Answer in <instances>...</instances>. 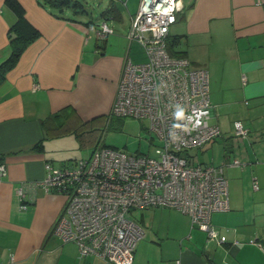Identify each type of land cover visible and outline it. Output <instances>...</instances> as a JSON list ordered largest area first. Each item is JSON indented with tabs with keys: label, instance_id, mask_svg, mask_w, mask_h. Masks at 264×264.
Listing matches in <instances>:
<instances>
[{
	"label": "crops",
	"instance_id": "crops-1",
	"mask_svg": "<svg viewBox=\"0 0 264 264\" xmlns=\"http://www.w3.org/2000/svg\"><path fill=\"white\" fill-rule=\"evenodd\" d=\"M18 1L39 35L0 84V164L6 170L0 175V264H113L81 256L76 242L53 231L64 195L28 182L42 180L47 161L79 158L83 143L78 146L75 131L110 113L125 59L133 61L127 30L140 0H107L96 20L80 18L79 6L56 14L42 0ZM178 6L168 40L179 35L175 49L183 44L184 55L209 73V121L220 134L193 153L200 160L207 151L205 163L223 168L229 208L212 212L210 224L225 239L210 238L180 209L142 208L134 214L143 235L131 264H264V0H179ZM16 17L0 0V60L10 52L8 30ZM102 20L113 31L97 38L91 25ZM235 120L247 136L235 135Z\"/></svg>",
	"mask_w": 264,
	"mask_h": 264
},
{
	"label": "built area",
	"instance_id": "built-area-1",
	"mask_svg": "<svg viewBox=\"0 0 264 264\" xmlns=\"http://www.w3.org/2000/svg\"><path fill=\"white\" fill-rule=\"evenodd\" d=\"M179 0H140L127 30L129 41L144 48L146 59H125L111 113L143 119L157 139L156 157L126 153L98 142L87 157L61 165L45 162V176L30 181L64 195L52 224L63 240L77 243L79 254H94L113 264H131L143 229L137 210L168 206L189 214L192 225L210 238L224 235L210 224L214 211L229 208L227 180L221 165L203 163L191 152L220 134L209 121V73L184 54L168 49L169 28ZM97 37L113 31L102 20L91 25ZM238 137L248 135L241 120L233 123ZM232 163L240 160L234 158ZM6 174L0 164V175ZM255 186H257L255 184ZM24 185L17 188L20 198Z\"/></svg>",
	"mask_w": 264,
	"mask_h": 264
},
{
	"label": "rangeland",
	"instance_id": "rangeland-1",
	"mask_svg": "<svg viewBox=\"0 0 264 264\" xmlns=\"http://www.w3.org/2000/svg\"><path fill=\"white\" fill-rule=\"evenodd\" d=\"M106 1L80 0L86 12L79 13L78 15L83 20H96L100 11L104 9ZM183 47V44L180 43L177 49L181 50ZM129 55L133 62L144 61L146 59L144 48L136 40H133L130 44ZM81 129L79 131H82V134L80 133L79 136L82 140L77 139L78 146L80 141L83 143L78 148L77 157L79 158L87 157L98 142L126 153H148L150 156L156 157L155 148L157 139L147 130L146 122L143 119L109 113L105 116L92 119ZM191 152H196V149H192ZM206 152L198 154L200 160L204 163L209 162V155ZM134 216L138 217L137 214ZM147 226L149 227V223Z\"/></svg>",
	"mask_w": 264,
	"mask_h": 264
},
{
	"label": "trees",
	"instance_id": "trees-1",
	"mask_svg": "<svg viewBox=\"0 0 264 264\" xmlns=\"http://www.w3.org/2000/svg\"><path fill=\"white\" fill-rule=\"evenodd\" d=\"M6 2L13 8L17 17L15 21L10 25L8 30L10 52L7 57L0 60V84L5 80L7 73L17 64L24 49L39 35V31L26 20L24 16L25 10L22 4L18 0H6ZM42 2L52 8H55L57 10V12H55L56 14L63 11L65 8L77 9L76 6L81 7L82 11H86L83 8V4L80 2V0H42ZM105 37L106 36L97 38ZM177 44H179V35H174L171 40H168V49L170 53L178 55L184 54L183 51L175 49L174 46H176ZM59 116L60 114L58 112L53 113L45 118L40 119V122L44 126L51 120H54ZM57 131L60 132L61 130ZM75 132L78 136L80 135V133L82 134V131H79V128ZM79 140H82L80 136Z\"/></svg>",
	"mask_w": 264,
	"mask_h": 264
},
{
	"label": "bare ground",
	"instance_id": "bare-ground-1",
	"mask_svg": "<svg viewBox=\"0 0 264 264\" xmlns=\"http://www.w3.org/2000/svg\"><path fill=\"white\" fill-rule=\"evenodd\" d=\"M110 113H111V110H110ZM112 114V113H111ZM59 214V213H58Z\"/></svg>",
	"mask_w": 264,
	"mask_h": 264
}]
</instances>
